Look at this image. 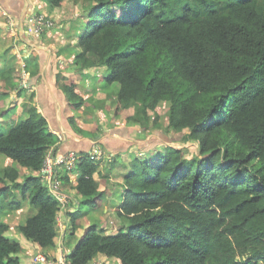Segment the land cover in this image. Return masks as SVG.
Returning a JSON list of instances; mask_svg holds the SVG:
<instances>
[{"label": "trees", "instance_id": "obj_1", "mask_svg": "<svg viewBox=\"0 0 264 264\" xmlns=\"http://www.w3.org/2000/svg\"><path fill=\"white\" fill-rule=\"evenodd\" d=\"M77 1L88 21L73 60L87 73L102 70L115 114L132 107L130 122L160 126L158 106L169 102L167 127L184 141H198L199 154L168 145L120 163L126 170L119 175L117 214L126 226L106 233L97 221L89 223L67 260L89 264L101 253L120 264H264V0ZM26 66L38 75L39 68ZM18 71L13 62L1 68L2 95L18 87L12 83ZM63 73L56 74L59 87L78 109L84 98ZM34 97L24 104L27 117L0 132V158L17 163L0 169V206L13 212L27 206L18 229L47 248L57 244L61 203L44 184L43 170L52 149L64 152ZM69 123L83 131L74 117ZM99 130L93 127L95 135ZM161 142L153 136L141 147ZM131 144L100 137L76 150L78 180L65 190L79 204L71 212L73 233L84 216L80 209L100 208L107 196L95 176L99 163L89 156L94 145L103 147L112 169ZM60 179L71 183L69 174ZM10 227L0 218V264L21 263L23 246L7 234Z\"/></svg>", "mask_w": 264, "mask_h": 264}, {"label": "rangeland", "instance_id": "obj_2", "mask_svg": "<svg viewBox=\"0 0 264 264\" xmlns=\"http://www.w3.org/2000/svg\"><path fill=\"white\" fill-rule=\"evenodd\" d=\"M45 2V1H44ZM48 2V1H47ZM49 6V5H47ZM53 7V6H52ZM58 9V14L56 17L48 15L49 19L54 23L52 27L44 28L41 30H36V28L33 27L31 23L30 30L33 32V34L37 37L38 40L44 42L46 39V34L48 31H52L55 29L56 26H63L64 24L67 25V27L75 28V33H71L70 36H67V33H59L50 35V37H47L51 41H60L63 40L65 36H67V40H69L68 45L65 48V53L67 54L66 57L63 55V51L59 50L57 53V56L63 59H67L65 69H62L64 71V75H67L72 78L77 83V91L79 90L80 94L84 98V103L80 107V116L82 119V129L84 128H92L95 126H105L110 129L109 134L112 135L111 130H119L123 129L125 133H131L135 137L140 139H145L146 137L151 138L153 136L159 138L162 142L155 144L147 149V154L154 155L158 153V151H163L166 149L168 145L170 146H177L180 148H184L185 152L189 156L197 155L199 154V142L196 140L191 141H184L183 140V134L182 132L176 131L172 128L167 127V115L169 114V102H161L158 106V112H159V122L161 123L160 126L154 125L151 121L148 126L145 128L140 126L138 123L130 122L129 117L132 116L135 112V110L131 107L128 109H123L120 114L116 115L114 111V99L112 100V97L109 96L110 90L105 89V87L102 85L103 81V72L99 69L93 70L90 73H87L86 70L82 71L75 61L71 58H74V47L71 42H74L75 45L78 43V37L81 33V30L83 26H85L86 22L88 21L87 17V8L84 6L82 1L77 0H63V3L61 6L56 7ZM47 15V14H46ZM7 21L5 18H3V14H0V35L1 33L6 29L7 24H5ZM9 27V26H8ZM68 28V29H70ZM10 31V30H7ZM6 33V32H5ZM10 34V33H8ZM70 34V33H69ZM6 35H2L0 37V41L4 40ZM75 36V37H74ZM7 38V37H6ZM66 39V38H65ZM21 37L18 32L13 33L8 39V42H11L12 44H15V42H20ZM10 45V46H11ZM9 46V47H10ZM23 53V52H22ZM4 55L0 53V60H3ZM5 66L2 65L1 68H4ZM64 68V67H63ZM34 70L33 68H30ZM28 70V68H27ZM61 70V69H59ZM30 72V70H28ZM18 76L16 81L12 80V83L15 82L17 88L14 89V91L17 94H14V96H7L2 95L0 93V132L2 131H8L11 127H13L15 124H17L19 121L24 120L27 117V113H22L24 105H21V107H18V103L21 102L22 99L28 98L30 99L31 95L34 93L33 90H31L32 83L30 80L26 83V86L22 85L24 82V75H23V69L16 72ZM58 73V71H57ZM68 73V74H67ZM75 78L73 79L72 76ZM106 74V73H105ZM30 76V75H29ZM62 82L64 80H61ZM5 81H3L2 78H0V91L1 88H3ZM19 87L20 91L23 92L19 93ZM118 87L117 85L115 86ZM113 87V88H115ZM33 88V87H32ZM26 90H29V93L27 94ZM31 90V92H30ZM86 90V93H85ZM112 92V91H111ZM17 99V100H16ZM17 105V106H15ZM7 109V111H6ZM23 109V110H21ZM6 111V112H5ZM99 134H102L99 130ZM128 135V134H127ZM129 138H132L130 136H127ZM58 138H60L58 136ZM165 142V143H164ZM97 145L96 147H98ZM95 147V148H96ZM101 147V146H100ZM102 151H103V147ZM139 151V152H138ZM141 148H133L132 156L130 154L127 155L125 153V156H121L118 158V163L112 169L108 166V160L105 151H103L102 155H97V157L94 159L99 163V168L97 172L95 173V176L97 180L99 181V184L102 188H107V196L103 200V204L100 208H97V206L92 207H82L80 211L85 216L87 220L86 227L89 223L93 221H97L99 224V227H103L106 233H116L121 227L126 226L127 220L124 218H121L120 215L117 214V207L119 206L121 200H122V190H123V182L121 181V178L119 177L120 173L122 171H125L126 168L122 167L120 163L122 162H130L131 158L133 156H136V154H145L141 152ZM147 156V155H146ZM125 160V161H124ZM7 165H17L14 161H11L9 159L0 158V169L4 168ZM21 172L23 173L25 171V168H22ZM128 168V167H127ZM63 172V171H61ZM67 172L61 173V175H65ZM60 175V176H61ZM78 172H73L71 175V183H63L62 187L64 189L70 188V186L75 183H77L78 180ZM4 184L0 183V187ZM18 191V190H17ZM19 197V194L16 195V198ZM70 208L76 209L79 208L78 204L74 201H70ZM29 207V205H28ZM29 209L27 206H24V208L20 209L17 212H13V209L8 208L4 204H1L0 206V218L1 220H7L11 222L13 227L18 229V225L20 222H24L28 214ZM65 214V212L63 213ZM23 220V221H22ZM18 221V222H17ZM83 226V230H84ZM79 229V228H78ZM77 229V230H78ZM79 231V230H78ZM83 232V231H82ZM11 233H14L13 230H9L7 234L11 236ZM76 241L73 240L72 243H75ZM108 260L111 264H120L116 263L115 261H112L110 259Z\"/></svg>", "mask_w": 264, "mask_h": 264}, {"label": "crops", "instance_id": "obj_3", "mask_svg": "<svg viewBox=\"0 0 264 264\" xmlns=\"http://www.w3.org/2000/svg\"><path fill=\"white\" fill-rule=\"evenodd\" d=\"M36 13H44L53 17L59 15L58 9H56V7H52L47 0H0V14H3V18L7 21L5 23L7 24L6 29L10 30H5L6 33L3 31L0 35L1 37L2 35L7 34L4 40L0 41V53L4 55L3 60H0V70L2 65H11V62L14 63L17 70H27L26 64L34 70L39 68L38 75H32L29 72V79L33 87H31V90L35 92L33 103L37 105L39 111L43 112L47 116L49 129L57 135V138L59 136L58 133L63 134L62 139L58 138V149L62 150L64 153L70 150H77L81 152L79 148L82 149V145H84L86 141H93L94 139L100 137H111L117 139L118 141L123 140L125 143H132L127 150H123V152H121L122 156H125V153L127 152V155L130 154L132 156L133 148L142 149L141 144L150 138L146 137L145 139H140L131 133H125L123 129H121V131L111 130V135L109 134L110 129L105 126H103L104 132L97 135L94 134L92 128H84L82 132H77L71 127L69 123L70 116L74 117L76 123L81 127L83 126L81 124L83 118L79 115L80 108L75 109L68 105V101L66 100V97H64L65 95L59 87L60 82H58L56 74L57 71H60L59 69H65L67 59L58 57L57 52L59 50L63 51V55L66 57L67 54L65 53L64 47H66L69 43L67 36H70L71 33H75L76 31L75 28L67 27L66 24L63 26L59 25L52 31H48L45 37L46 40L42 42L38 40V36H35L30 30L31 22L29 19ZM64 31L67 33V36H65L66 39L64 38L60 41H51L47 38L50 37L52 33H64L65 35ZM12 32H18V34H20L21 41L15 42V44L11 45V42L7 43V41L12 35ZM71 43L75 49V43ZM99 70L102 71L101 69ZM70 76H72V74ZM73 79L75 78L73 77ZM26 92L28 94L29 90H26ZM14 94L17 93L13 91L10 96L12 97ZM29 100L28 98L22 99L21 102L18 103V106H15H17V108L21 107V105H24ZM23 109H21L23 110L22 113L26 114L25 107ZM1 115L2 114H0V116ZM116 143L119 144L118 142ZM141 152L147 155V151L142 149ZM75 199L77 200V198L74 197V200ZM77 210L78 208L76 207V209L66 211L61 220L58 221V239L57 244L54 247L43 248L38 243L27 239L23 233L19 231V229H16V227H10V230L14 231V233H11V237L18 239L23 246V249L19 254L21 257L20 264H64L62 262V260H64V253L66 251H68V253L71 252L76 246L79 239L83 235V226L86 227L87 224L85 216H82L80 219L81 226L78 229L79 231L77 230L73 233L71 227V212H76ZM11 225L13 224L11 223ZM73 240L76 242L72 243ZM38 254H43L46 260L37 261L36 256ZM96 258H106V256L99 253L95 259ZM114 261L119 263L116 259H114Z\"/></svg>", "mask_w": 264, "mask_h": 264}, {"label": "built area", "instance_id": "obj_4", "mask_svg": "<svg viewBox=\"0 0 264 264\" xmlns=\"http://www.w3.org/2000/svg\"><path fill=\"white\" fill-rule=\"evenodd\" d=\"M29 21L32 23L33 27L36 28V30H43L47 27H52L54 24L48 17V15L44 13H36L33 16L30 17ZM23 83L22 85L26 86V83L28 80H30L29 72L26 69H23ZM60 139H62L63 134L58 133ZM97 145H94L92 152L89 154L90 158L95 159L97 155H102L103 151L100 146L96 147ZM96 147V148H95ZM81 156V153L77 152L76 150H70L62 154H54L53 149L50 151L46 158V162L44 165V178L43 182L48 186L51 193L55 198H57L61 203V211L58 215V221L61 220L63 213L68 210L71 204V200L68 197V193L65 192L66 189L62 187V184L64 183L61 178V173L67 172L70 176L71 181V175L73 172H77V163ZM63 171V172H61ZM61 175V176H60ZM63 182V183H62ZM70 253V252H69ZM68 251L64 253V260L62 262L64 264H70V262L67 260ZM37 261L46 260L43 254H38ZM109 258H96L93 260V262L89 264H111L108 260Z\"/></svg>", "mask_w": 264, "mask_h": 264}, {"label": "clouds", "instance_id": "obj_5", "mask_svg": "<svg viewBox=\"0 0 264 264\" xmlns=\"http://www.w3.org/2000/svg\"><path fill=\"white\" fill-rule=\"evenodd\" d=\"M75 202L78 204V200L75 199ZM78 206H79V204H78ZM67 211H68V210H67Z\"/></svg>", "mask_w": 264, "mask_h": 264}]
</instances>
